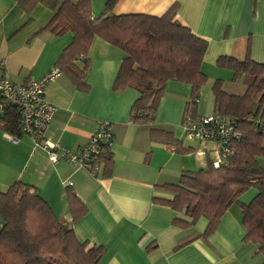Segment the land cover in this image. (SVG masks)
<instances>
[{"label":"crops","instance_id":"crops-1","mask_svg":"<svg viewBox=\"0 0 264 264\" xmlns=\"http://www.w3.org/2000/svg\"><path fill=\"white\" fill-rule=\"evenodd\" d=\"M90 1L92 13L104 15H161L175 4V19L207 41L201 63L207 85L202 93H208V84L215 78L223 80L224 89L229 85L235 90L241 85L245 90L243 79H233L232 70L217 64L219 56H249L264 62V0ZM106 6H110L107 11ZM52 14L40 1L25 10L16 0H0V71L13 82L24 83L48 72L71 42L70 30L54 34L43 29ZM86 55L84 86H77L65 71L45 86V98L54 106L45 138L78 151L101 121L110 122V165L102 162L93 174L65 158L53 163L45 147L30 135L13 136L0 128V191L17 180L32 185L78 240L104 247L96 264H264V253L258 251L257 243L243 237L238 204H231L215 228L203 234L206 218L181 227L173 219L185 220L186 215L156 200L172 197L163 186L178 182L185 171L205 167L207 158L217 157L213 140L184 136L182 119L190 84L167 80L153 121L135 123L130 112L137 90L114 87L124 51L94 36ZM239 81L243 83L234 86ZM200 97L199 91L195 114H210L199 110ZM176 141L189 151H177ZM258 161L264 167V155ZM69 192L85 209L76 219ZM254 193L249 189L240 199L248 201Z\"/></svg>","mask_w":264,"mask_h":264},{"label":"trees","instance_id":"trees-1","mask_svg":"<svg viewBox=\"0 0 264 264\" xmlns=\"http://www.w3.org/2000/svg\"><path fill=\"white\" fill-rule=\"evenodd\" d=\"M25 10L40 1L53 11L45 30L60 34L73 33L71 42L63 49L55 66L68 72L77 86L83 82L87 49L94 36H99L124 51L114 80V87L131 86L138 96L132 104L130 120L151 123L167 80L190 84L191 94L185 105L183 119L195 114L199 91L207 81L201 69L207 41L175 19L176 6H169L161 15L146 13L93 14L90 0H16ZM110 6L105 7V11ZM78 58L81 63L74 59ZM220 67L241 78L245 90L240 94L227 92L223 80L215 78L210 86L213 112L227 116L235 131L227 142V152L215 165L207 158L206 165L195 171L183 172L178 182L163 186L171 198H157L160 203L182 212L187 219L175 217L173 222L190 227L199 217L207 219L203 234L211 232L221 214L233 203L241 208L244 239L258 245L264 253V167L258 161L264 155V62L249 56L237 59L222 55ZM182 119V120H183ZM0 128L15 136L22 133L19 112L9 104L0 111ZM109 142H103L100 163L110 165ZM177 151L186 152L179 141ZM106 169V168H105ZM253 189L248 201L241 196ZM73 219L85 209L73 192L68 194ZM57 252L74 264H96L104 247L89 246L80 241L73 230L58 220L48 204L33 186L15 181L0 191V264H52L46 255Z\"/></svg>","mask_w":264,"mask_h":264},{"label":"built area","instance_id":"built-area-1","mask_svg":"<svg viewBox=\"0 0 264 264\" xmlns=\"http://www.w3.org/2000/svg\"><path fill=\"white\" fill-rule=\"evenodd\" d=\"M0 62V68L2 67ZM59 67L53 66L38 78H30L24 83L13 82L3 71H0V111L7 105H15L19 112L20 129L30 135L36 144H42L51 162L56 163L65 158L77 166L86 167L93 174L101 163L99 161L103 142L111 141V124L101 121L84 147L73 151L67 147L48 142L45 131L51 120L54 106L44 95L45 86L60 75ZM185 138L190 140H213L217 144V165L223 152H227V142L235 134L232 121L224 115L187 114L182 120Z\"/></svg>","mask_w":264,"mask_h":264},{"label":"rangeland","instance_id":"rangeland-1","mask_svg":"<svg viewBox=\"0 0 264 264\" xmlns=\"http://www.w3.org/2000/svg\"><path fill=\"white\" fill-rule=\"evenodd\" d=\"M207 83V81H206ZM204 83L201 87V89H203L207 84ZM243 83L242 81H239L237 84H235L234 86H237L238 84ZM245 85V83H244ZM209 86V90L207 91L208 93H202L204 92L203 90L200 89V102L198 104V108L200 111H207L212 113L213 111V102H212V93H211V89L210 86L211 84H208ZM227 87L225 88L227 92L230 93H236V94H240L243 92V88L240 85V88H236L235 90L231 89V87H229V85H226ZM202 91V92H201ZM48 258H50L52 264H74V262L70 259L65 257L64 255L57 253V252H49L46 255Z\"/></svg>","mask_w":264,"mask_h":264}]
</instances>
